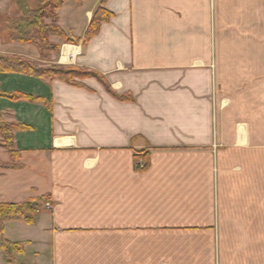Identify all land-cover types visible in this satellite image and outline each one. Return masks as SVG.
Wrapping results in <instances>:
<instances>
[{
	"label": "crops",
	"instance_id": "1",
	"mask_svg": "<svg viewBox=\"0 0 264 264\" xmlns=\"http://www.w3.org/2000/svg\"><path fill=\"white\" fill-rule=\"evenodd\" d=\"M89 1L58 12L81 40L63 64L132 101L95 79L0 73L24 166L0 172V203L51 202L32 225L5 224L27 243L17 264H264V0H107L112 18L81 46L101 2ZM18 17L0 0V57L58 64L9 40Z\"/></svg>",
	"mask_w": 264,
	"mask_h": 264
},
{
	"label": "trees",
	"instance_id": "2",
	"mask_svg": "<svg viewBox=\"0 0 264 264\" xmlns=\"http://www.w3.org/2000/svg\"><path fill=\"white\" fill-rule=\"evenodd\" d=\"M19 17L8 19L3 27L7 30L8 38L12 42L33 45L40 52L42 58L44 53H58L59 46L51 42L52 38H59L64 44L79 45L81 40H73L58 25V12L67 0H14ZM77 6H81L87 0H73ZM107 0H101L100 6L94 12L92 19L83 35L81 46H85L100 31L103 23H107L112 14L104 7ZM47 21V22H46ZM0 73H18L39 79H57L70 86L83 88L80 81L84 79H95L103 89L119 102H131L130 97L118 96L112 92L105 78L93 71L82 70L72 66L39 67L35 63L16 57H0ZM10 99H28L22 95L9 96ZM1 120V117H0ZM6 135L7 143L2 147L9 155L7 163L0 161V171H18L24 166L20 163V152L14 148L13 133L20 130L22 126L11 124L0 126ZM134 165L137 171L146 170L149 167L148 151H136ZM44 201L50 204L49 197L37 198L23 203H0V253L5 264H17V257L24 255L27 243H13L4 238L5 224L8 222H19L32 225L35 222L38 204Z\"/></svg>",
	"mask_w": 264,
	"mask_h": 264
},
{
	"label": "rangeland",
	"instance_id": "3",
	"mask_svg": "<svg viewBox=\"0 0 264 264\" xmlns=\"http://www.w3.org/2000/svg\"><path fill=\"white\" fill-rule=\"evenodd\" d=\"M94 0H90L89 2V4L88 5H91L92 4V2H93ZM47 22V21H46ZM77 31V33L79 32L78 30H76ZM54 44H57V46H59V51H58V53H55V52H49V53H44L43 54V56L45 57V59H48V56H51L52 54H53V56H54V54L55 55H57L58 56V58H59V60H58V64H56V65H54V66H69V64H67V65H65V64H63V63H65V62H67L68 60H66V58H65V54H67L68 53V51L67 50H64V49H67V48H70V49H73V50H76L77 51V49H76V45H74V44H65V45H68V46H65L63 49L61 48V45L59 44V43H54ZM62 49V50H61ZM67 51V52H66ZM68 54H71V51L68 53ZM13 124V123H12ZM4 125H11V123L9 122V121H7L6 119H4L3 117H1V120H0V126H4ZM5 137H6V135L5 134H3V129L1 128V132H0V161H2V162H5V163H7L8 161V153H7V151L2 147V144H5V143H7V141H6V139H5ZM7 144H9V143H7ZM0 172H2V171H0ZM6 197L8 196L7 194L5 195ZM6 199V198H5ZM4 201H6V200H4ZM8 201V200H7ZM47 202L46 201H44L42 204H38V206H37V208H38V211H45L46 209H47Z\"/></svg>",
	"mask_w": 264,
	"mask_h": 264
},
{
	"label": "built area",
	"instance_id": "4",
	"mask_svg": "<svg viewBox=\"0 0 264 264\" xmlns=\"http://www.w3.org/2000/svg\"><path fill=\"white\" fill-rule=\"evenodd\" d=\"M81 52H80V50L77 52V54H80ZM65 57H66V60H69V59H71L73 56L71 55V54H67V55H65Z\"/></svg>",
	"mask_w": 264,
	"mask_h": 264
},
{
	"label": "bare ground",
	"instance_id": "5",
	"mask_svg": "<svg viewBox=\"0 0 264 264\" xmlns=\"http://www.w3.org/2000/svg\"><path fill=\"white\" fill-rule=\"evenodd\" d=\"M64 50H65V49H64ZM68 53H69V52H68ZM68 53H67V54H68ZM67 54H65V55H67ZM65 55H64V56H65ZM65 58H66V57H65Z\"/></svg>",
	"mask_w": 264,
	"mask_h": 264
}]
</instances>
